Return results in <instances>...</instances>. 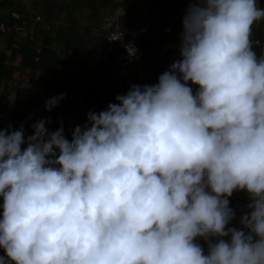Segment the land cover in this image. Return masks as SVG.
Masks as SVG:
<instances>
[{
  "label": "clouds",
  "instance_id": "obj_1",
  "mask_svg": "<svg viewBox=\"0 0 264 264\" xmlns=\"http://www.w3.org/2000/svg\"><path fill=\"white\" fill-rule=\"evenodd\" d=\"M188 2L179 59L156 84L89 112L70 141L44 120L27 139L0 127V264H264V58L251 41L264 7ZM236 191L250 201L239 229Z\"/></svg>",
  "mask_w": 264,
  "mask_h": 264
},
{
  "label": "trees",
  "instance_id": "obj_2",
  "mask_svg": "<svg viewBox=\"0 0 264 264\" xmlns=\"http://www.w3.org/2000/svg\"><path fill=\"white\" fill-rule=\"evenodd\" d=\"M28 2L29 6L25 8L20 0H0V36L3 49L9 52V63H0V116L12 91L15 110L9 119L18 124L12 130L24 128L25 139L33 134L32 125L44 120L49 132L62 126L65 138L70 141L75 127L87 123L85 113L107 110L110 103L116 102V96L125 95L133 85L156 84L158 77L179 59L181 27L170 29L168 24L175 17L182 22L189 7L188 0ZM258 6L264 7V0H258ZM119 8L123 10L121 16L116 14ZM13 14L17 20L11 18ZM113 16L132 28L144 29L137 43L135 63L140 64L138 71L123 80L113 77L115 53H105L102 28ZM7 29L11 31L6 32ZM18 33L22 38L15 43ZM251 41L257 56L264 58V20L254 24ZM167 44L173 48H166ZM14 59H17L16 68L26 80L11 87L14 70L11 62ZM35 74L48 76L49 81L41 86L38 82L33 83ZM193 90H196L195 86ZM62 94L64 99L56 106L60 108L61 120L55 123L54 113L46 110V102ZM233 194L247 196L242 191ZM2 211L0 201V216ZM247 211L243 209L236 213L227 227L241 228L240 219ZM196 243L207 254V243L203 239H197ZM0 255H3L2 250Z\"/></svg>",
  "mask_w": 264,
  "mask_h": 264
},
{
  "label": "built area",
  "instance_id": "obj_3",
  "mask_svg": "<svg viewBox=\"0 0 264 264\" xmlns=\"http://www.w3.org/2000/svg\"><path fill=\"white\" fill-rule=\"evenodd\" d=\"M13 20H17L16 15H11ZM104 32V46L105 53H115L116 57L113 62L114 72L113 77L116 80H123L131 74H135L136 63L135 58L138 53V38L143 28L136 29L126 25L124 22L118 20L117 17H110L103 25ZM11 29H7L6 32H10ZM17 31V29H14ZM121 37L118 35V32ZM183 27L180 28L179 33L182 34ZM103 60V59H102ZM41 111V110H39ZM48 111V110H47ZM48 112H53L51 109ZM87 115V113H85ZM239 202L243 209H247V205L250 203L248 196L238 197L232 194L229 198V206L232 207L233 203Z\"/></svg>",
  "mask_w": 264,
  "mask_h": 264
},
{
  "label": "crops",
  "instance_id": "obj_4",
  "mask_svg": "<svg viewBox=\"0 0 264 264\" xmlns=\"http://www.w3.org/2000/svg\"><path fill=\"white\" fill-rule=\"evenodd\" d=\"M19 1V0H18ZM20 3L24 5L25 8H27L29 6V2L28 0H20ZM142 7V6H140ZM141 10V9H140ZM122 8H119L117 11H116V14L118 16H121L123 14L122 12ZM174 26H179V27H182V22L177 18L175 17L169 24H168V27L170 29H173ZM22 38V34L21 33H18L16 35V37L14 38V41L15 43H18L20 41V39ZM166 48H170L172 49L173 46L172 45H165ZM2 55H3V62L5 63H9V52L8 51H5L3 49V44H2ZM176 57V56H174ZM11 65L14 66V70H13V74H12V79H13V82H12V86H15L17 83L19 82H24L26 80L25 76L24 75H21V73L19 72V70L16 68L17 67V59H14L12 62H11ZM140 66V64L136 65V69H138ZM138 71V70H137ZM136 78L139 79L140 76L139 74L137 73L136 74ZM49 81V77L48 76H42L41 74H35L32 78V82L35 83V82H38L39 85L41 86V84H46L47 82ZM24 83H21V85H23ZM13 98H14V95L12 93V91L9 92V97H8V105L7 107L5 108L4 112L1 114L0 116V127L4 128V129H9V126H11V130L13 127H16L18 126L17 123L15 122H12L10 121L9 119V116L10 114L15 110V107L13 105ZM40 101H44L42 98H40ZM40 112V111H38ZM37 112V113H38ZM60 120H61V112H60V108L59 107H56L54 109V122L55 123H60ZM0 201H2V199H0ZM234 204V203H233ZM241 211V210H240ZM239 211H236V213H238ZM235 213V214H236Z\"/></svg>",
  "mask_w": 264,
  "mask_h": 264
},
{
  "label": "rangeland",
  "instance_id": "obj_5",
  "mask_svg": "<svg viewBox=\"0 0 264 264\" xmlns=\"http://www.w3.org/2000/svg\"><path fill=\"white\" fill-rule=\"evenodd\" d=\"M2 44H3V41H2V38H1V36H0V54H2ZM2 60H3V58H2ZM86 116V115H85ZM232 209H233V211L236 213V211H242L243 210V207H242V205H240V203L239 202H235L233 205H232V207H231Z\"/></svg>",
  "mask_w": 264,
  "mask_h": 264
},
{
  "label": "water",
  "instance_id": "obj_6",
  "mask_svg": "<svg viewBox=\"0 0 264 264\" xmlns=\"http://www.w3.org/2000/svg\"><path fill=\"white\" fill-rule=\"evenodd\" d=\"M3 55L0 54V63L2 62Z\"/></svg>",
  "mask_w": 264,
  "mask_h": 264
}]
</instances>
